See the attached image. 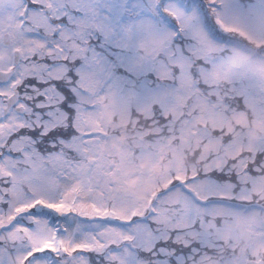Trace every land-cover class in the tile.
Listing matches in <instances>:
<instances>
[{"label":"snow or ice","instance_id":"obj_1","mask_svg":"<svg viewBox=\"0 0 264 264\" xmlns=\"http://www.w3.org/2000/svg\"><path fill=\"white\" fill-rule=\"evenodd\" d=\"M0 264H264V0H0Z\"/></svg>","mask_w":264,"mask_h":264}]
</instances>
